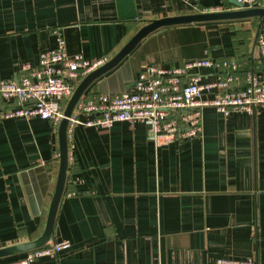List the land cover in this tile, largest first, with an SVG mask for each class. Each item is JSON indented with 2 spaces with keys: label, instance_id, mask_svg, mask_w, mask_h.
<instances>
[{
  "label": "crops",
  "instance_id": "crops-1",
  "mask_svg": "<svg viewBox=\"0 0 264 264\" xmlns=\"http://www.w3.org/2000/svg\"><path fill=\"white\" fill-rule=\"evenodd\" d=\"M234 9L226 0H0V78L19 80L23 66H36L58 37L68 55L104 64L151 21ZM263 23L159 29L83 96L121 94L148 65L211 58L250 66ZM191 75L201 84L214 79L210 69ZM59 123L0 121V249L44 231L59 169ZM67 145L72 159L50 243L69 246L32 264H211L249 257L264 264V111L224 116L205 108L201 138L182 143L157 144L140 123L68 124Z\"/></svg>",
  "mask_w": 264,
  "mask_h": 264
},
{
  "label": "built area",
  "instance_id": "built-area-1",
  "mask_svg": "<svg viewBox=\"0 0 264 264\" xmlns=\"http://www.w3.org/2000/svg\"><path fill=\"white\" fill-rule=\"evenodd\" d=\"M235 1L243 10L264 9V0ZM255 45L257 58L250 66L235 59L211 58L167 67L148 65L129 92L82 96L68 124L109 128L119 122L140 123L149 127L157 144L199 139L205 108H214L224 116L264 111V23ZM101 65L103 61H88L81 54L68 55L65 40L58 37L52 50L39 53L36 66H23L19 80L0 78V121L39 118L59 123L64 103L81 80ZM199 68L213 71L214 79L201 84L198 76L191 75ZM68 159H72L71 151ZM68 246V242L49 241L23 258L5 264H32L42 257H54ZM211 264L257 263L254 257H249L216 259Z\"/></svg>",
  "mask_w": 264,
  "mask_h": 264
},
{
  "label": "water",
  "instance_id": "water-1",
  "mask_svg": "<svg viewBox=\"0 0 264 264\" xmlns=\"http://www.w3.org/2000/svg\"><path fill=\"white\" fill-rule=\"evenodd\" d=\"M228 3L235 7L231 11H220L210 13H196L182 16L166 17L158 20L151 21L137 31V33L122 47V49L109 61L93 70L76 87L73 95L68 100L64 111L63 118L58 126V149H59V169L54 188V193L50 202L48 215L46 219V225L43 233L34 241L14 245L11 247L0 249V258L13 256L20 253L29 252L38 248H41L46 243L52 240L54 222L58 205L64 193V187L66 182V172L68 168V145H67V127L69 118L71 117L76 104L84 95L85 91L99 78L115 69L120 62L126 58L135 47L151 33L167 27L188 25L194 23H208L219 21H233V20H245V19H258L259 21L264 19V9H241L235 0H226ZM260 25L257 27L256 37L258 35ZM133 85V83H132ZM131 85V87H132ZM130 87V88H131ZM130 88L124 92H129ZM122 92V93H124ZM104 94V93H100ZM58 102V101H57Z\"/></svg>",
  "mask_w": 264,
  "mask_h": 264
}]
</instances>
